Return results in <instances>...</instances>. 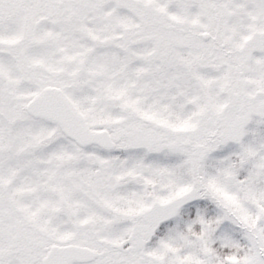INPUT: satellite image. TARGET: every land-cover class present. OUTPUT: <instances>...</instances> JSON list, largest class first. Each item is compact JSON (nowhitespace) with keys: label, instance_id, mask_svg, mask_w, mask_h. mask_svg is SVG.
<instances>
[{"label":"snow or ice","instance_id":"snow-or-ice-1","mask_svg":"<svg viewBox=\"0 0 264 264\" xmlns=\"http://www.w3.org/2000/svg\"><path fill=\"white\" fill-rule=\"evenodd\" d=\"M0 264H264V0H0Z\"/></svg>","mask_w":264,"mask_h":264}]
</instances>
